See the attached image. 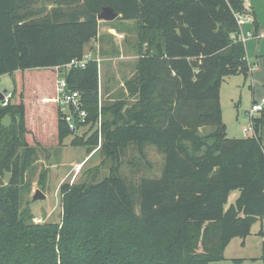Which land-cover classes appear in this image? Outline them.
<instances>
[{
    "label": "trees",
    "instance_id": "1",
    "mask_svg": "<svg viewBox=\"0 0 264 264\" xmlns=\"http://www.w3.org/2000/svg\"><path fill=\"white\" fill-rule=\"evenodd\" d=\"M49 1L53 7L41 11L30 0H0V78L9 74L15 83L7 105L0 102V264L226 260L232 240L246 239L264 219V111L252 119L255 136L232 139L220 97L227 78L251 72L236 19L244 0ZM108 6L120 21L143 20L141 36L149 34L152 46L138 64L133 108L124 116L121 103H100L94 61L65 76L82 96L94 149L100 146L119 162L130 145H158L165 168L160 178H144L137 188L118 167L99 183L64 184L61 232L35 227L24 204L31 191L27 175L38 149L62 146L71 135L58 105L57 67L82 58L83 45L96 34L93 14ZM50 75L54 86L46 91ZM31 81L41 83L40 92L28 89ZM106 112L115 116L112 123ZM234 191L241 196L226 210Z\"/></svg>",
    "mask_w": 264,
    "mask_h": 264
},
{
    "label": "rangeland",
    "instance_id": "2",
    "mask_svg": "<svg viewBox=\"0 0 264 264\" xmlns=\"http://www.w3.org/2000/svg\"><path fill=\"white\" fill-rule=\"evenodd\" d=\"M34 3V9L48 11L53 6L49 0H30ZM44 11V12H45ZM143 20L101 22L94 28L96 34L83 45L82 58L87 57L98 66L99 87L98 98L103 106L109 107L112 103H121L122 115L127 116L128 110L136 103L134 86L137 82L138 64L143 55H148L152 49L148 37L141 36ZM118 35H121L119 37ZM78 54V55H79ZM80 58V59H82ZM255 63V64H253ZM252 64V76H233L227 78L222 84L220 97L223 113V121L227 126L228 136L232 139H243L252 136V131L246 132L251 127L252 117L248 114L254 102H261L264 98V57ZM259 71L256 73V69ZM49 85L44 89L51 91L55 77L49 76ZM59 79V73H58ZM53 80V83H52ZM41 83L31 81L28 89L41 91ZM15 91L14 78L5 75L0 78V93L13 94ZM5 96V97H6ZM32 99V98H31ZM27 99L28 107L33 105V100ZM15 101V100H13ZM98 104V112L101 110ZM94 107V106H93ZM95 108V110H97ZM119 113V114H120ZM261 114L253 117L257 118ZM115 116L106 112L104 119L112 123ZM11 119L6 117L4 124L9 125ZM28 122L34 127L36 121L34 114L29 110ZM106 129H110L107 125ZM88 128H81L77 134L69 135L62 146L46 147L38 149L33 168L27 175L31 191L26 196L24 204L28 203L34 214L32 224L35 227H51L58 233L62 230V197L61 187L64 184H92L99 183L109 176L112 168H119L122 177L132 188H137L144 178H160L163 174L166 157L161 147L154 144H145L142 147L130 145L125 149L122 158L117 162L106 156L100 146L89 142L92 132ZM203 134L209 133V129H202ZM95 140V137H94ZM74 141L77 144L74 145ZM93 141V138H92ZM104 142L103 137L100 138ZM89 148L93 152L89 151ZM83 164L81 168H77ZM37 190L46 195V199L33 201ZM241 196L240 191H234L225 206L228 210ZM136 210L140 213L139 199H136ZM35 219L41 223L35 222ZM264 219H258L252 227L249 238H235L225 252L226 260L211 264H263L261 260H247L255 258L262 253L264 236ZM246 241V246L242 243ZM228 257V258H227ZM233 258L244 259L235 262Z\"/></svg>",
    "mask_w": 264,
    "mask_h": 264
},
{
    "label": "built area",
    "instance_id": "3",
    "mask_svg": "<svg viewBox=\"0 0 264 264\" xmlns=\"http://www.w3.org/2000/svg\"><path fill=\"white\" fill-rule=\"evenodd\" d=\"M236 19L240 28L245 23H254L255 19L250 10V4L248 0H244V11L240 13H236ZM121 37V35H118ZM239 40L244 43L245 39L242 34L241 28V36ZM89 59L84 57L82 59H73L69 64L63 67H57V71L59 73V79L57 80V100L60 111L63 113V119L67 123L71 134H77L81 128H88L87 120H88V113L82 106V99L81 94L78 91H74L70 88L68 80L66 78V73L70 69H85L89 63ZM12 97V94H8L5 97L4 104L7 105L9 99ZM264 111V99L261 102H255L252 105L250 112L248 113L252 119L256 114H261ZM101 122V119L100 121ZM100 126V123H99ZM252 131V135H256L254 132L253 124L251 121V127L246 129V132ZM83 164L77 166V168H81ZM39 220V219H38ZM35 219V222L41 223Z\"/></svg>",
    "mask_w": 264,
    "mask_h": 264
},
{
    "label": "crops",
    "instance_id": "4",
    "mask_svg": "<svg viewBox=\"0 0 264 264\" xmlns=\"http://www.w3.org/2000/svg\"><path fill=\"white\" fill-rule=\"evenodd\" d=\"M248 1L250 4V10L254 16L255 21H254V23H245L244 25H242L241 28H242L243 37L245 39L244 45H245V50H246V57H247V60L251 66V72L249 75V77H251L252 76V64H251V62H255L258 59H260V61H261L262 57H264V0H248ZM253 64H255V63H253ZM255 71L257 73L259 71V68H257ZM238 76H241V75H238ZM3 105H5V104L3 103ZM8 180H9V177L7 176L5 178V183H7ZM260 235L264 236V233L261 231ZM248 238H249V236H248ZM263 242H262V245H263ZM246 244H247L246 241H244V243H242L243 246H246ZM261 258H262V253L258 257H255V258L250 257V258H245V259H247V260L248 259L249 260H261ZM233 260L244 261V259H240V258H233Z\"/></svg>",
    "mask_w": 264,
    "mask_h": 264
},
{
    "label": "water",
    "instance_id": "5",
    "mask_svg": "<svg viewBox=\"0 0 264 264\" xmlns=\"http://www.w3.org/2000/svg\"><path fill=\"white\" fill-rule=\"evenodd\" d=\"M94 17L98 19V21L101 22H114L117 19L120 18V14H118L111 6L104 7L99 14H93ZM6 92L0 93V102H3L5 100ZM46 199V195L42 193V191L37 190L34 197L33 201H38V200H44Z\"/></svg>",
    "mask_w": 264,
    "mask_h": 264
}]
</instances>
